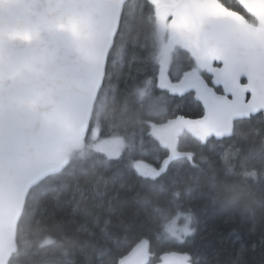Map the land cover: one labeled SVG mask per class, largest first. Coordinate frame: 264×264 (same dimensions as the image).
<instances>
[{"label":"trees","instance_id":"obj_1","mask_svg":"<svg viewBox=\"0 0 264 264\" xmlns=\"http://www.w3.org/2000/svg\"><path fill=\"white\" fill-rule=\"evenodd\" d=\"M226 4L256 20L236 0ZM158 35L152 1L127 0L90 126L99 125L103 137L134 140L133 148L117 158L88 148L48 170L28 193L7 264H118L140 242L150 245L148 264L171 252L191 264H264V114L237 121L222 140L202 143L185 133L180 150L191 157L164 169L168 151L151 123L198 118L204 109L193 92L161 85ZM180 56L181 71L195 66ZM200 74L211 84L210 74ZM156 93L165 94L164 114L149 113ZM180 213L193 215L184 239L168 230Z\"/></svg>","mask_w":264,"mask_h":264},{"label":"water","instance_id":"obj_2","mask_svg":"<svg viewBox=\"0 0 264 264\" xmlns=\"http://www.w3.org/2000/svg\"><path fill=\"white\" fill-rule=\"evenodd\" d=\"M258 24L218 0H178L169 6L173 40L211 68V84L196 70L165 88L195 94L201 117L152 122L168 151L163 168L180 158L185 134L206 143L230 137L239 120L264 114V0H236ZM127 0H0V264L33 185L49 170L67 138L88 131ZM245 80V82H243ZM218 88H222L219 91ZM140 242L118 264H148ZM157 264H191L171 252Z\"/></svg>","mask_w":264,"mask_h":264},{"label":"rangeland","instance_id":"obj_3","mask_svg":"<svg viewBox=\"0 0 264 264\" xmlns=\"http://www.w3.org/2000/svg\"><path fill=\"white\" fill-rule=\"evenodd\" d=\"M152 4L156 10V20L158 26V52L161 62V74L160 83L165 85L170 79L166 78L164 74L166 73L167 66L169 63V58L172 50V46H168L167 39L172 38L173 33L171 30V24L167 25V21L163 19L162 12L169 8V6L178 0H151ZM170 31V32H169ZM176 60L175 66L178 65L180 58L177 56V50L175 51ZM180 68H175L172 72L173 76L181 75ZM151 108L149 110L150 114L160 115L166 112V105H162L165 101V94H154L151 96ZM162 98V99H160ZM134 140L128 141L124 136H109L103 137L101 134V127L97 124L89 126L88 131L82 135L74 136L71 135L67 138L62 152L58 156L57 160L50 165L49 170H58L64 167L72 157L77 153L84 151L86 149H93L98 152L105 154L108 158L120 157L124 150L131 146L133 148ZM142 146L143 142H139ZM139 151L134 147V152ZM140 151V152H141ZM138 168L143 171H150V168L144 164H138ZM193 215L189 214H178L173 220L168 224V230L172 235L178 237L179 239H184L188 234L193 232L194 227H192ZM13 245L11 241L10 247Z\"/></svg>","mask_w":264,"mask_h":264},{"label":"flooded vegetation","instance_id":"obj_4","mask_svg":"<svg viewBox=\"0 0 264 264\" xmlns=\"http://www.w3.org/2000/svg\"><path fill=\"white\" fill-rule=\"evenodd\" d=\"M204 1V0H201ZM219 2H221L225 7H227L228 9H231L227 4H226V0H218ZM244 9V8H243ZM234 10L236 12H238L239 14H241L240 11H237L236 9H231ZM246 10V9H245ZM247 11V10H246ZM248 12V11H247ZM249 13V12H248ZM163 15V19H165L167 21V25L171 24L172 21V13L170 12L169 8L166 9L164 12H162ZM248 22L253 23V24H258V21H251L250 19H247L245 17L244 14H241ZM252 15V14H251ZM253 16V15H252ZM254 17V16H253ZM255 18V17H254ZM157 21V20H156ZM169 27V25H168ZM170 32V31H169ZM168 46H172V50H171V54H170V60L167 66V70L166 73L164 74L165 79L168 78L170 80H172L169 77V74L173 72V69L175 68H181V64H178L177 66H175V60H176V54L175 51L177 50V56L180 58V60L183 58L182 56H180V52L184 51L186 54H188L189 57L193 58L194 60V65L192 67H189V69L187 68H183L182 71L184 72H188L190 70H196L199 73H208L210 74L211 68H215V67H219L221 65L220 62L215 61L212 63H204L199 61L198 59H196L192 53L180 42L177 40H173V38H169L167 39V43ZM158 58L160 60V56H159V52H158ZM160 74H161V62H160ZM173 81V80H172Z\"/></svg>","mask_w":264,"mask_h":264}]
</instances>
